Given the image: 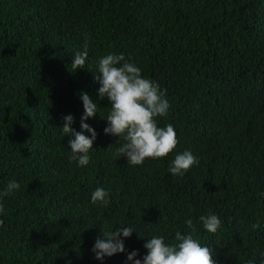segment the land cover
<instances>
[{
  "label": "trees",
  "instance_id": "obj_1",
  "mask_svg": "<svg viewBox=\"0 0 264 264\" xmlns=\"http://www.w3.org/2000/svg\"><path fill=\"white\" fill-rule=\"evenodd\" d=\"M88 38L85 68L73 72ZM124 54L166 90L178 143L133 166L104 134L111 105L99 98L98 62ZM97 103L90 162L72 159L63 117L80 131L81 93ZM84 135L89 136L88 132ZM190 150L185 175L168 169ZM0 264H132L153 236L176 244L192 232L215 264L264 261V0H0ZM103 188L110 204L93 205ZM216 214L208 233L199 217ZM255 225V227H253ZM131 227L125 253L96 260L104 232Z\"/></svg>",
  "mask_w": 264,
  "mask_h": 264
},
{
  "label": "clouds",
  "instance_id": "obj_2",
  "mask_svg": "<svg viewBox=\"0 0 264 264\" xmlns=\"http://www.w3.org/2000/svg\"><path fill=\"white\" fill-rule=\"evenodd\" d=\"M88 38H85L83 51H77L73 56L71 65L73 72L78 68H85L88 57ZM99 75L95 77L99 81L98 97H107L111 105L108 112L107 127L104 134L122 138L124 143L113 153L117 160L121 157L127 159V163L133 166L143 165L148 159L159 160L167 157L176 147L178 140L176 131L171 124L159 127L158 117H167L170 104L166 98V90H162L159 84L142 75L141 69L130 60H126L124 54H108L98 62ZM83 115L80 117V131H76L72 125L74 117L69 114L63 117L62 132L71 135L69 140L72 159L79 166H86L90 162L89 151L93 149V142L97 138L95 130L86 120L97 114L98 105L93 102L87 93H81ZM88 132L90 135H84ZM199 164V159L190 150H185L175 156L168 171L177 177L185 175L193 166ZM20 187L19 183L12 181L7 189L0 192V197L7 196ZM109 193L103 188H97L91 194V203L108 207ZM4 212L0 203V213ZM203 228L211 234H215L221 226V220L216 214L199 217ZM191 233L182 235L177 232L176 244H167L163 236H153L146 240L143 247L147 254L141 259H134L138 252L133 250L127 254V261L132 264H215L212 258V250L201 245L192 233L196 228L192 219L184 222ZM3 221L0 220V226ZM255 227V225L253 226ZM134 230L131 227H120L114 231L104 232L102 238H97L91 251L96 260L103 261L105 257H111L118 253H125L124 238H130ZM264 264V261H262Z\"/></svg>",
  "mask_w": 264,
  "mask_h": 264
}]
</instances>
